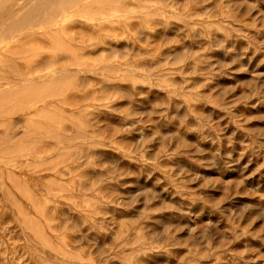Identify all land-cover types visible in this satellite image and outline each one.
Listing matches in <instances>:
<instances>
[{"label": "rangeland", "instance_id": "rangeland-1", "mask_svg": "<svg viewBox=\"0 0 264 264\" xmlns=\"http://www.w3.org/2000/svg\"><path fill=\"white\" fill-rule=\"evenodd\" d=\"M129 2L30 110L56 132L0 154V264H264V0Z\"/></svg>", "mask_w": 264, "mask_h": 264}, {"label": "bare ground", "instance_id": "bare-ground-1", "mask_svg": "<svg viewBox=\"0 0 264 264\" xmlns=\"http://www.w3.org/2000/svg\"><path fill=\"white\" fill-rule=\"evenodd\" d=\"M77 5L79 15L91 19L92 25L66 24L73 22L67 16ZM130 9L129 0H0V154L5 164L34 154L25 145L27 140L36 139L31 133L36 132L40 137L56 132V123L62 115L66 117L63 110L56 105H47L33 114L30 110L52 97L66 95L80 67L94 70L85 61L98 53L88 52L83 45L88 44L96 51L107 36L116 34L115 28L103 20L113 19L118 11L125 14ZM108 70L115 69L108 67ZM15 115L24 117L26 126L22 132L12 123ZM38 119L47 122L50 129L43 131L44 122L43 128L39 125L41 122L35 124ZM58 137L66 144V137ZM63 146L61 143L59 149ZM10 179L22 187L19 181ZM27 198L35 204L33 195Z\"/></svg>", "mask_w": 264, "mask_h": 264}]
</instances>
